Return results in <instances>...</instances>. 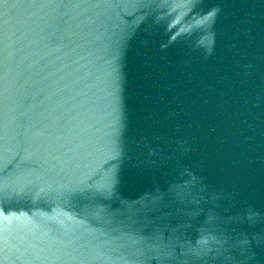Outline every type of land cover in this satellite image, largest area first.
Masks as SVG:
<instances>
[{
  "label": "water",
  "instance_id": "water-1",
  "mask_svg": "<svg viewBox=\"0 0 264 264\" xmlns=\"http://www.w3.org/2000/svg\"><path fill=\"white\" fill-rule=\"evenodd\" d=\"M0 264H264V0H0Z\"/></svg>",
  "mask_w": 264,
  "mask_h": 264
}]
</instances>
